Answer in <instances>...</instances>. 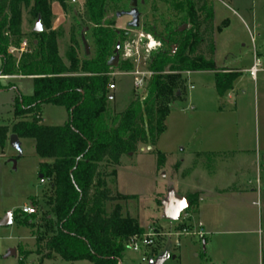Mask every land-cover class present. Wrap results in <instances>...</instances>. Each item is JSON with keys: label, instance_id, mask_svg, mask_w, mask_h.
Masks as SVG:
<instances>
[{"label": "rangeland", "instance_id": "1", "mask_svg": "<svg viewBox=\"0 0 264 264\" xmlns=\"http://www.w3.org/2000/svg\"><path fill=\"white\" fill-rule=\"evenodd\" d=\"M144 1L142 4L140 0H124L123 10L109 13L106 19L115 24L113 29L117 32V41L108 62L110 85L114 84L116 88L110 92L114 98L108 102L105 113L106 122L112 130L116 128L121 115L133 101L145 100L152 74L149 68L150 59L158 52L141 57L138 63H131L124 59L125 45L135 39L137 32L153 36L145 31L147 28H155L158 35H164L162 28L159 27V20H168L170 14L172 20L177 19L171 5L174 0ZM184 1L178 0V3H185ZM206 1L215 12L217 67L242 68L254 60L258 52L264 55V0ZM47 2L51 8V15L46 19H40L43 29L40 33L35 32L38 19L31 15V9L26 8L23 3L17 8L18 14L15 18L9 8L0 9V19L5 15L10 17V24L5 29V34L10 40L9 54L17 68L39 63L42 48L47 46V42H43L46 38L53 46L51 51L56 61L62 64L65 74H81V69L77 72L72 71L70 56L75 51L81 68L83 62L93 59L97 51L91 36L93 25L89 22L86 2L85 0ZM31 3L33 7L35 0ZM8 6L10 7V3ZM201 6L202 4L198 5L196 10ZM134 9L139 11L140 18V28L136 31L130 28L133 17L129 15L118 17L120 13H128ZM198 15L202 13L198 12ZM188 28L192 26L188 25ZM122 33H126L130 38L124 40ZM38 34L42 35L37 36ZM153 38L161 42L155 36ZM86 46L89 48V55L86 53ZM141 51L143 49L140 46ZM129 64L132 65L130 70L127 68ZM261 67H264V61ZM218 70L235 73L238 78L240 76L235 71ZM1 71L0 58V73ZM136 72L146 74L145 83L140 88L135 85L137 77L133 74ZM166 74L169 75L170 72L167 70ZM185 76L186 73L181 74L179 85L181 92L172 99L170 110L172 107L174 110L170 111L168 118L160 121L156 113L144 112L139 120L140 132L135 151L124 154L117 164L106 162L100 165V173L105 175L107 188L115 198V202L107 205V212L111 213L115 206L120 204L123 206L124 216L137 220L145 235L152 230L163 235L156 242V251L159 254L170 251L176 257L166 264H247L239 256L240 247L250 238L243 232L233 233L227 237L217 236L216 239H227L229 254L224 257V250L221 248L223 242H220V247H215L216 258L212 260L209 255L213 248L204 245L198 237H182L180 245H175L177 239L173 236L169 240L167 235L175 234L183 226L199 230V227H194L191 222L196 209L183 212L181 221L170 222L164 218L163 202L172 189L181 196L197 200L198 195L195 194L194 186L201 181L203 175L211 178L232 167L238 173L243 172V164L240 163L245 158L238 157L234 151L239 147L253 149L256 145L255 136L257 137L264 127V104L259 94L263 85L261 74H257V81L247 73L239 84V93H234L232 99L221 101H218L214 92V73H194L186 79ZM3 79L5 77H0V127H9L10 131L5 148H0V222L10 211L13 212V218L14 215L18 218L13 224L0 227V255L4 252L8 255L9 250L18 248L19 251L26 253V264H92L88 261L69 263L46 250L57 230L56 221L52 220L54 191L51 182L44 178L40 179L42 160L36 154L34 140L21 139V151L15 149L10 142L16 100L19 95L33 94L34 81L31 77ZM10 85L13 87L4 88ZM225 94L221 97L223 98ZM41 116L42 124L45 126H64L69 121V114L65 108L51 104L42 107ZM163 127L166 128L164 133L159 134ZM208 150H222L227 153H195L188 157L190 153ZM160 155L165 158L162 167L159 166ZM26 204L32 205L37 211L34 229L22 224L25 218L21 210ZM233 229L244 230L243 227ZM38 238L44 239L41 243L44 249L41 251L38 250ZM248 247L255 250L257 244ZM147 253V257L152 255L151 250ZM0 264L21 263L19 258L0 257ZM122 264L148 263L142 261L141 253H136L129 247ZM250 264L253 262L250 261Z\"/></svg>", "mask_w": 264, "mask_h": 264}, {"label": "trees", "instance_id": "2", "mask_svg": "<svg viewBox=\"0 0 264 264\" xmlns=\"http://www.w3.org/2000/svg\"><path fill=\"white\" fill-rule=\"evenodd\" d=\"M31 1L0 0V9L9 8L15 18L17 8L23 3L38 20L50 17L51 8L47 0H35L33 7ZM123 1L85 0L97 51L95 57L83 62L81 68L73 52L70 56L72 71L81 69L78 75L65 74L62 64L56 61L51 51L53 46L46 38L43 42H47L48 51L47 46L42 48L41 61L17 68L9 54L10 40L5 34L10 17L5 15L0 19V76L32 77L34 81L33 94L19 95L16 100L12 134L19 139L35 141L36 154L42 160L40 175L51 182L54 191L52 220L56 221L57 230L46 250L69 263L122 264L131 241L145 235L137 220L124 216L122 205L117 204L108 214L107 205L115 202V198L107 188L105 175L100 173L102 163L117 164L124 154L135 151L140 132L139 120L144 112L156 113L160 121L168 118L171 101L181 92L182 73L214 72L220 97L232 89V83L238 78L235 73L217 69L214 8L208 6L206 0H185V3L174 0L171 5L177 19L172 20L170 14L168 20H159L164 35H158L155 28L145 29L160 39L163 45L150 59L152 76L146 98L144 101H133L121 115L116 128L110 129L105 117L111 100L108 62L117 41V32L113 29L115 24L106 19L109 13L123 10ZM200 4L202 6L196 10ZM121 36L124 40L129 37L126 33ZM127 68L130 70L132 65ZM11 87L13 85L4 88ZM47 104L65 108L69 114L68 123L54 127L43 125L41 110ZM165 129L163 127L159 134ZM9 131V127H0L1 149L6 146ZM164 163L165 158L160 155L159 166ZM187 199L190 203L188 210H195L197 200L192 197ZM22 215L25 218L22 224L34 229L35 215ZM16 218L14 215V220ZM43 241L42 238L37 240L39 251L44 249L41 245ZM156 249H150L152 255H148L149 259L162 255ZM26 259V253L19 251L20 263L26 264Z\"/></svg>", "mask_w": 264, "mask_h": 264}, {"label": "crops", "instance_id": "3", "mask_svg": "<svg viewBox=\"0 0 264 264\" xmlns=\"http://www.w3.org/2000/svg\"><path fill=\"white\" fill-rule=\"evenodd\" d=\"M257 61L261 67L262 61H264V55L258 52L254 57V60L250 61L248 65H245L242 68L217 67V69L235 71L240 75L239 78L235 80L232 89L229 90L223 98L217 93L215 77L214 92H216L218 101L227 98L232 99L234 93H239L240 82L245 79L247 73H250L251 68ZM194 73L205 72L186 73L185 79ZM259 74H261L263 82L259 94L260 99L264 104V67H261L258 75ZM17 77L23 76H8L3 80L14 79ZM255 80L258 81V76ZM191 88L193 89V86ZM243 93L246 94V91ZM173 110L174 107L171 108V112ZM255 138L256 145L253 146V149L239 147L238 150L234 151V154L238 157L245 158V160L240 163V165L243 164V172L238 173L236 172L237 170L235 171L232 167L222 170V172L213 175L211 178L203 175L201 181L197 182L194 186V191L195 194L198 195V199L196 210L192 216L191 222H193L194 227L197 226L203 231L204 237L201 240L204 242V245L213 248L209 255L211 260L216 258L215 247H220V242H223L221 248L224 250V257L229 254L228 247L226 246L227 239H216L217 236L227 237L233 233L243 232L250 238L248 242L245 241L246 243L244 246L240 247L239 256L247 264H250V261H252L253 264H264V127H262V132L260 130L258 136H255ZM19 143L21 145V139H19ZM195 153L211 154L227 152L222 150L197 151L190 153L188 157H191ZM232 170L234 171L231 172ZM254 178L256 179L254 180ZM182 197L187 198V196ZM235 227H241V229L243 227L244 230L233 229ZM252 244H257V248L255 250L251 249V251L248 246H251ZM14 250L17 253L16 257L9 254L11 250H9L8 255H5L4 252L0 257H4V259L15 257L18 259L19 250L18 248H15Z\"/></svg>", "mask_w": 264, "mask_h": 264}, {"label": "built area", "instance_id": "4", "mask_svg": "<svg viewBox=\"0 0 264 264\" xmlns=\"http://www.w3.org/2000/svg\"><path fill=\"white\" fill-rule=\"evenodd\" d=\"M136 31V30H135ZM130 38V37H129ZM140 46L143 51L140 52ZM162 43L156 41L152 35L147 33L137 32L135 39H132L128 42L124 47V59L125 61L131 63H138V60L144 56H150L153 52H156L162 48ZM259 62L257 61L255 65L251 68L250 74L252 78L255 80L257 78V74L259 72ZM133 75L137 77L135 85L137 88L142 87L144 85V79L146 78V74H142L140 72H136ZM152 76V74H151ZM115 85H109V91L112 92L115 90ZM21 212L25 215H35L37 214L36 209L32 205H24ZM181 221V220H180ZM183 222V221H182ZM159 233H156L152 230L148 235H143L141 237H135L129 247L136 253L142 254V261L148 263L150 259L146 256V252L149 251L151 248L156 247V242L159 239ZM175 237L177 240L175 245H180V239L182 237H198L202 239L204 237L203 231L200 229L197 231L194 228L183 226L181 227L175 234H169L167 237Z\"/></svg>", "mask_w": 264, "mask_h": 264}, {"label": "water", "instance_id": "5", "mask_svg": "<svg viewBox=\"0 0 264 264\" xmlns=\"http://www.w3.org/2000/svg\"><path fill=\"white\" fill-rule=\"evenodd\" d=\"M129 15L133 17V21L130 23V28L134 30H138L140 28V18H139V11L137 9H134L131 12H124L118 14V17ZM43 29L41 27V21L40 19L37 21L35 32L40 33ZM86 53L89 55V48L86 46ZM1 77V76H0ZM179 95V93H178ZM114 98L113 95L110 96V99L112 100ZM11 145L21 151L20 149V143L19 138L16 135H12L10 137ZM40 179L43 180V176L40 175ZM190 206V203L186 197H182L179 194L175 192V190H170L168 192L167 199L163 202V212H164V218L167 221L170 222H177L180 220L181 215L183 212L188 210ZM13 224V212L10 211L6 217L0 222V227L8 226ZM12 256H17L16 251L13 249L10 251ZM170 259H176L175 256L171 255V253H164L161 256L157 257L156 259H151L148 264H166Z\"/></svg>", "mask_w": 264, "mask_h": 264}, {"label": "flooded vegetation", "instance_id": "6", "mask_svg": "<svg viewBox=\"0 0 264 264\" xmlns=\"http://www.w3.org/2000/svg\"><path fill=\"white\" fill-rule=\"evenodd\" d=\"M140 1H141L142 4H144V2H145L144 0H140Z\"/></svg>", "mask_w": 264, "mask_h": 264}]
</instances>
